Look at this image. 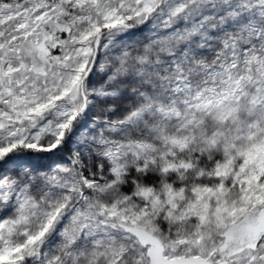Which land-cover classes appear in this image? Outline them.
<instances>
[{
	"label": "snow or ice",
	"instance_id": "snow-or-ice-1",
	"mask_svg": "<svg viewBox=\"0 0 264 264\" xmlns=\"http://www.w3.org/2000/svg\"><path fill=\"white\" fill-rule=\"evenodd\" d=\"M0 264H264V0H0Z\"/></svg>",
	"mask_w": 264,
	"mask_h": 264
}]
</instances>
